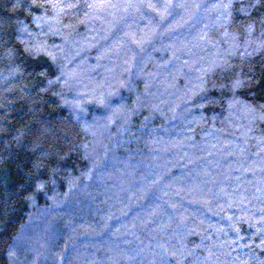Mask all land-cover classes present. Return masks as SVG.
<instances>
[{"label":"trees","instance_id":"16d2710c","mask_svg":"<svg viewBox=\"0 0 264 264\" xmlns=\"http://www.w3.org/2000/svg\"><path fill=\"white\" fill-rule=\"evenodd\" d=\"M0 264H264V0H0Z\"/></svg>","mask_w":264,"mask_h":264},{"label":"snow or ice","instance_id":"6c2138e0","mask_svg":"<svg viewBox=\"0 0 264 264\" xmlns=\"http://www.w3.org/2000/svg\"><path fill=\"white\" fill-rule=\"evenodd\" d=\"M89 7H91V5H89ZM197 7H199L198 5H197ZM239 82H237V84H238Z\"/></svg>","mask_w":264,"mask_h":264}]
</instances>
